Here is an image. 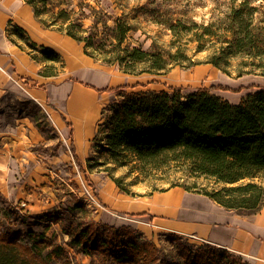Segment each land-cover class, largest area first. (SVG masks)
<instances>
[{
	"label": "trees",
	"instance_id": "16d2710c",
	"mask_svg": "<svg viewBox=\"0 0 264 264\" xmlns=\"http://www.w3.org/2000/svg\"><path fill=\"white\" fill-rule=\"evenodd\" d=\"M24 1L44 27L83 42L87 55L116 65L123 73L162 75L175 64L181 65L187 57L180 49L164 51L155 43L150 49H143L126 42L133 27L121 15L108 24L110 16L103 13L85 25L83 10L68 8L67 0ZM257 1L261 6L263 0H228L219 26L211 22L200 27L197 46L203 42L202 45L212 50L206 62L228 72L234 59L238 63L235 67L238 75L251 71L264 75V18L256 14ZM156 21L164 23L174 39L191 28L176 18ZM192 39L190 36L189 40ZM189 65L191 61L184 66ZM127 87L123 84L104 89L116 93L108 104L109 112L102 109L105 122L99 124L93 138L95 143L100 139L106 144L99 151L101 162L121 165L131 159L143 178H170L180 174L234 184L246 180L202 193L227 209L245 210L239 214L250 215L261 208L262 186L254 178H264V87L246 93L237 103L209 93L213 86L190 91L186 101H182L179 90L172 86L168 90L123 91ZM98 134L103 138H98ZM86 161L92 169L90 158ZM101 162L95 163L101 165ZM171 183L190 190L183 184ZM36 215L60 220L61 231L68 236V246L94 256L101 264L178 263L165 259L161 248L136 228L95 222L76 194H68L53 208ZM27 234L28 241L12 236L7 230L0 232V264H72L62 241L31 229ZM189 251L184 264H250L239 255L211 245Z\"/></svg>",
	"mask_w": 264,
	"mask_h": 264
},
{
	"label": "rangeland",
	"instance_id": "374dc122",
	"mask_svg": "<svg viewBox=\"0 0 264 264\" xmlns=\"http://www.w3.org/2000/svg\"><path fill=\"white\" fill-rule=\"evenodd\" d=\"M67 1L70 4L68 8H73L75 11L83 10L86 15L83 19L85 25L90 24L92 19L101 17L103 13L110 16L107 18L108 24L113 23L112 18L121 15L133 27L127 34L126 42L131 45H140L143 49H150L155 43L161 50L174 52L176 49H180V52L187 56L181 65L175 64L165 74L143 73L139 77H131L130 83L127 84L129 87L122 88L125 92L140 89L168 90V87L172 86L179 90L182 101H186L187 93L195 92V89L202 86L207 88L213 86L209 89V93L228 95L230 98L257 89V87H264V75L258 71L238 75L235 69L238 63L233 59L229 71L224 72L206 62L211 49L202 45V41L201 46H197L196 38L200 36V27L211 22L215 26H219L228 0ZM258 3L257 1L256 5ZM80 4L84 5L80 6ZM256 14L258 18H264V0L261 2V6L258 5ZM163 18H176L182 23L190 25L191 28L189 31L183 30L174 39L166 25L156 21ZM10 32L12 40L20 47L25 48L32 59L39 63L34 77L37 82L58 83L67 75L66 62L64 63L54 48L34 42L26 31L17 25H11ZM99 33L102 34L101 28ZM190 36H193L192 40H189ZM83 44V42H78L84 58L92 60L100 68L104 65L111 66L98 58L94 59L87 55L84 52ZM45 48H49L50 51ZM73 53L74 50L71 48L66 49L67 56L70 57L69 54ZM188 61H191V65L184 66L188 64ZM113 66L115 69L118 68L116 65ZM150 82L151 84L146 86ZM115 93L116 91L111 90H106L103 93L98 120L96 119L91 126L92 129L94 128V133L83 138V146L76 142V149L73 145L75 135L70 127L72 125L69 126L67 122L60 120L59 114L52 108L51 103L39 104L21 90L5 89L3 91L0 96V145H5L8 142V137H11L12 141L9 142L13 143L15 140L14 144L18 145V151L14 154L19 156L24 154L31 159L24 168L21 167L15 173V177L10 175L6 179L4 188L7 191H0V232L7 230L12 236L28 241L27 230L31 229L34 233H43L57 242L62 241L72 264H101L94 256L79 253L68 246L66 243L68 236L62 233L60 220L37 218L36 214L53 208L60 200L66 199L68 194H76L82 199L87 214L95 222L135 228L132 222L134 214L118 209L114 211L111 206H106V201L102 199L103 195L122 192L120 189L122 187L127 191L122 193H127L128 198L136 199L145 198L155 191L164 190L171 186V182L183 184L190 190L201 193L202 191L221 190L223 186H234L246 182V180H242L235 184L225 183L216 178H194L180 174L170 178H143L131 159L121 165L101 162L103 157L99 151L106 144L104 140L100 139L95 143L93 138L97 134L99 124L105 122L101 117V111L104 109V113L109 112L108 104ZM66 118L70 120L68 117ZM17 126L19 131L15 133L14 129ZM100 137L103 138V135L98 134V138ZM26 145L27 152H23L22 148ZM5 146L7 148V145ZM75 152H77L76 158H74ZM7 153L9 154V152ZM87 158H90L93 164L92 169L86 165ZM95 162H101V165ZM114 180H117L119 185ZM254 181L262 186L263 204L258 211L264 210V178H254ZM231 210L236 213L245 211L235 208ZM78 214H80V210ZM143 234L145 235V233ZM145 237L161 248L160 253L164 254L165 259L176 260L177 264H184L185 255L190 256L189 250H195L197 246L211 245L214 248H222L231 252L228 248L201 240L194 235L156 231L152 235L147 233Z\"/></svg>",
	"mask_w": 264,
	"mask_h": 264
},
{
	"label": "crops",
	"instance_id": "0c3cea01",
	"mask_svg": "<svg viewBox=\"0 0 264 264\" xmlns=\"http://www.w3.org/2000/svg\"><path fill=\"white\" fill-rule=\"evenodd\" d=\"M11 25L24 29L31 40L52 47L60 54V58L66 62L67 73L60 82L36 81L34 77L39 63L32 59L25 48L12 40ZM67 47L74 50L73 54H69L71 58L66 54ZM142 74H126L113 65L98 67L92 60L82 56L76 40L65 33L44 27L24 0H0V96L5 89H17L39 104L51 103L60 120L72 125L76 149V142L82 145L83 138L94 133L91 126L97 119L106 91L104 89L128 84L131 77ZM148 84L151 82L146 86ZM248 92L234 98L219 96L237 103ZM80 94L86 96L88 103H81ZM76 123L81 124L79 128ZM18 131L17 126L14 132ZM10 138L5 143L7 148L0 145L2 192L7 191L4 188L6 179L10 175L15 177V173L31 159L24 154H14L18 151V145L14 144L15 140L9 142L12 141ZM23 147L22 151L27 152V145ZM102 199L114 211L118 209L134 214L133 226L146 236L156 231L194 235L228 248L250 264H264V210L242 215L227 209L204 193L187 190L180 185L155 191L145 198H128L127 193L112 192L103 195Z\"/></svg>",
	"mask_w": 264,
	"mask_h": 264
},
{
	"label": "bare ground",
	"instance_id": "6f19581e",
	"mask_svg": "<svg viewBox=\"0 0 264 264\" xmlns=\"http://www.w3.org/2000/svg\"><path fill=\"white\" fill-rule=\"evenodd\" d=\"M68 37H70V36H68ZM71 38H72V37H71ZM72 40H75V39L72 38ZM67 48H68V47H67ZM80 100H81V103H82V104L88 103V100H87L86 96H84L83 94H80ZM76 124H77V123H76ZM80 125H81V124H77V127L79 128Z\"/></svg>",
	"mask_w": 264,
	"mask_h": 264
}]
</instances>
